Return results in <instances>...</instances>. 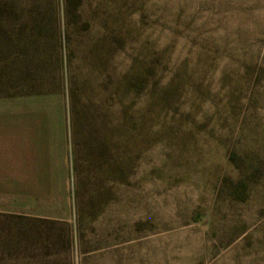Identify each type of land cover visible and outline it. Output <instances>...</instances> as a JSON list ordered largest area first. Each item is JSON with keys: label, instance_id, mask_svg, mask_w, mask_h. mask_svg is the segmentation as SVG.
<instances>
[{"label": "rangeland", "instance_id": "374dc122", "mask_svg": "<svg viewBox=\"0 0 264 264\" xmlns=\"http://www.w3.org/2000/svg\"><path fill=\"white\" fill-rule=\"evenodd\" d=\"M0 264H264V0H0Z\"/></svg>", "mask_w": 264, "mask_h": 264}]
</instances>
